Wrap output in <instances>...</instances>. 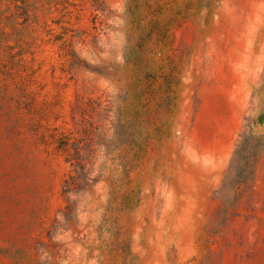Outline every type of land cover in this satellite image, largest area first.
Segmentation results:
<instances>
[{
  "label": "rangeland",
  "instance_id": "1",
  "mask_svg": "<svg viewBox=\"0 0 264 264\" xmlns=\"http://www.w3.org/2000/svg\"><path fill=\"white\" fill-rule=\"evenodd\" d=\"M0 264H264V0H0Z\"/></svg>",
  "mask_w": 264,
  "mask_h": 264
}]
</instances>
